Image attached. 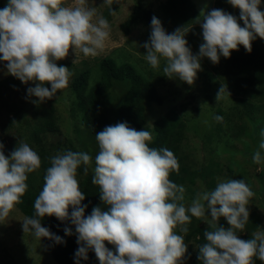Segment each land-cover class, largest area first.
Listing matches in <instances>:
<instances>
[{
	"label": "clouds",
	"instance_id": "9594fccd",
	"mask_svg": "<svg viewBox=\"0 0 264 264\" xmlns=\"http://www.w3.org/2000/svg\"><path fill=\"white\" fill-rule=\"evenodd\" d=\"M228 3L240 10L243 27L236 16L222 9L208 11L198 21L203 43L196 55L185 39L189 29L181 27L166 33L161 21L153 16L149 40L143 44L144 59L152 68H158L163 59L165 76L191 85L201 69L200 58L218 63L221 56L228 58L239 45L250 52L251 41L257 36L264 39L261 0ZM88 5L89 0H72L71 5L65 0H7L0 8V61H6L7 72L21 82L38 81L27 89L29 96L38 98L34 103L52 99L67 87L71 72L56 61L65 58L70 48L84 56H96L104 49L111 25ZM224 91L222 86L216 99ZM260 136L252 156L255 164L264 162V129ZM95 138L99 151L92 183L99 186L106 210L96 206L90 215H84L87 205H81L85 195L76 173L81 164L89 165L92 157L87 152L65 150L50 157L42 190L34 201L35 215L23 220L24 232L39 241L46 237L64 243L62 237L41 226V217L54 215L75 226L79 245L75 264L88 259L89 249L100 264H182L187 244L174 229L179 226L180 233L186 234L187 224L196 217L212 228L204 232L207 242L199 247L202 264H255L253 257L264 262V228L247 240L237 235L249 220L248 202L254 195L244 180L223 179L214 189L198 193L186 206L185 187L169 179L171 172L179 171L178 160L167 147L149 146L153 139L150 130L118 122L105 126ZM3 147L0 143V220L21 201L28 189V174L41 164L28 143H20L9 156H5ZM206 212H210V218ZM220 217L226 219L229 228L217 225ZM64 232L73 234L69 227ZM105 241L115 246V252L105 246Z\"/></svg>",
	"mask_w": 264,
	"mask_h": 264
},
{
	"label": "rangeland",
	"instance_id": "374dc122",
	"mask_svg": "<svg viewBox=\"0 0 264 264\" xmlns=\"http://www.w3.org/2000/svg\"><path fill=\"white\" fill-rule=\"evenodd\" d=\"M165 1L145 0V3L155 14H160V6ZM192 1L202 18L203 14H207L212 9H222L236 16L237 22L243 26V21L239 20L240 10L230 5L228 0ZM6 2L7 0H0V8H3ZM65 3L71 5L72 0H65ZM134 5V0H124L112 13L108 20L111 25L110 36L98 55L84 56L79 50H76L74 54L70 48L65 58L56 61L58 66L68 67L71 75L67 87L58 90L52 99L40 103L33 102L38 98L29 96L27 89L34 87L38 81L25 83L17 78L23 84L21 94H13L9 88L0 89V143L4 145L5 156H9L22 142L28 143L38 153L39 144L29 140L31 128L28 129L26 125L29 123L31 127L32 122L38 117V111L42 108L52 107L59 130L41 135L40 146L48 151L49 157L65 150L87 152L92 157V162L89 165L81 164L77 168L76 178L79 183L85 176L94 175L95 156L98 154L99 147L97 140L86 143V138L77 134V130L84 127L81 114L76 112V95L72 91L71 83L82 71L94 72L97 62L102 58L113 57L120 62L133 64L137 69L144 71L148 79L157 85V92L162 101L161 104H151V106L145 104L146 123L143 128L150 130L153 135L155 122L168 111L173 110L185 123L183 139L179 143L178 150L182 164L189 169V172L195 173L206 169L211 172L205 178L199 174L195 175L192 184L187 181L184 184H178L183 185L186 190L183 203L186 206L189 205L198 193L214 189L223 179L244 180L254 193L248 202L249 218L256 215L259 225L248 230H237V235L240 239L252 237L254 232L264 228V162L255 164L252 160L261 139L260 132L264 129V109H255V112L250 113L252 115L250 117L246 115L242 105L237 104L236 96L226 87L225 78L220 76L222 70L219 62L213 63L207 57L200 58L201 69L198 70L191 85L179 78L165 76L162 71L165 63L163 59L158 68H152L144 59L146 49L143 47V44L149 40L150 26L138 24L127 33L125 32L124 24L131 16ZM88 6L96 8L97 15L104 17V13L108 10V2L105 0H89ZM259 9L264 11V0H261ZM162 27L166 33H172L177 29L167 25ZM187 29H189L185 33L187 46L196 55L199 45L203 43L200 22L195 28ZM256 40L264 52V39L257 36ZM6 63V61H0V82H12L13 75L7 72ZM45 86L51 87L48 83ZM222 86L226 91L216 99ZM118 98L119 95L114 97L112 105H109L112 119ZM12 103L16 106L20 104L25 106L23 112L25 116L21 119L19 126L10 125L8 120L11 118L9 112ZM215 116H222L223 119L217 121ZM85 167L88 169L86 173ZM46 169L40 166L29 173L27 179L38 178L40 183V177L42 174L45 175ZM206 215L210 218V212H206ZM24 219L25 216L14 206L8 216L0 220V264H57L41 239L39 241L30 232L23 231ZM217 225L230 227L224 217L219 218ZM195 226L204 229L210 227L203 218L192 217L187 224L188 230ZM174 231L184 237L186 235L180 233L179 226ZM186 244L190 255L182 258V264H192L191 257L197 251V244L193 239Z\"/></svg>",
	"mask_w": 264,
	"mask_h": 264
},
{
	"label": "trees",
	"instance_id": "16d2710c",
	"mask_svg": "<svg viewBox=\"0 0 264 264\" xmlns=\"http://www.w3.org/2000/svg\"><path fill=\"white\" fill-rule=\"evenodd\" d=\"M122 1L124 0H108V10L104 13L108 20ZM134 2L133 12L124 24L126 33L138 24L150 26L153 16L161 21L162 26L167 25L171 28H195L199 24L198 21L202 20V16L192 0H166L160 6V14L151 11L146 6L145 0H134ZM219 65H221L222 70L220 76L225 78L226 87L236 96L237 104L242 105L246 115L250 117L252 116L250 113L255 112V109H264V52L256 39L251 41L250 52L239 45L238 49L231 51L228 58L221 56ZM156 86V83L150 81L144 71L137 69L133 64L120 62L113 57L102 58L97 62L94 72L90 70L82 71L71 83L72 91L76 95V112L81 114L82 126L84 127V129L77 130V134L85 137L86 143H90V141L92 143L96 140V133L103 130L105 126L114 125L118 122H127L129 127L137 130L143 129L146 123V106L161 104L162 101ZM1 88H9L13 94L23 92V84L14 76H12V82H0ZM118 95L117 106L114 110L115 115L112 119L109 105H112L114 97L116 98ZM24 110V104L19 106L14 105V103L11 104L9 112L11 118L8 119L10 125L17 124L19 126L21 124V119L25 116ZM37 116L31 127L29 123H26V127L31 128L28 136L29 140H34L39 144L40 166L46 169L50 166V157L48 151L40 146L42 142L41 135L57 132L59 129L56 124L55 111L52 107L42 108L38 111ZM184 129V121L173 110H170L155 122L153 139L149 143L150 147H167L173 151L179 163V171L171 172L169 179L176 184H184L186 181L192 184L195 175L199 174L205 178L207 174L211 173L209 169L199 170L195 173L189 172V169L182 164L178 156V150L179 143L183 139ZM92 177L93 174H89L79 182L80 190L85 195L81 205H87L84 212L85 216L91 214L93 207L99 206L102 210H106L108 207L101 201L99 186L92 183ZM43 178L44 174L40 177V183L38 178L34 177L26 181L28 189L21 197V201L15 205L25 217L35 215L34 201L42 190ZM38 183L42 186H38ZM71 210V206H69V213H71ZM40 219L41 226L48 228L50 232L59 235L64 240V243H55L49 238H41L54 261L57 264H75L74 254L79 246L75 226L68 220L60 221L54 215H45ZM258 225V217L252 215L244 230L256 228ZM65 227L71 228L73 234L66 235L64 232ZM207 230H212V228L204 229L195 226L189 229L184 237L185 243L193 239L197 244V251L191 257L192 264H202V261L198 259L199 247L207 242L204 235ZM250 238L252 237L247 236L243 240ZM105 246L115 252L114 245L105 241ZM189 255L187 250L185 258ZM87 256L88 259L86 261L81 260V264H100L92 249L88 250ZM253 259L255 264H264L256 257H253Z\"/></svg>",
	"mask_w": 264,
	"mask_h": 264
}]
</instances>
